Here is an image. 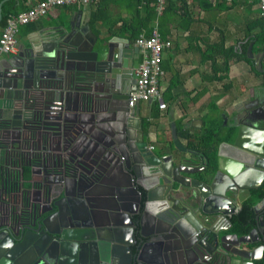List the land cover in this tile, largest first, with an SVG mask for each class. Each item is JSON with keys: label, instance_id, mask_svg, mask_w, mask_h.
Segmentation results:
<instances>
[{"label": "water", "instance_id": "obj_1", "mask_svg": "<svg viewBox=\"0 0 264 264\" xmlns=\"http://www.w3.org/2000/svg\"><path fill=\"white\" fill-rule=\"evenodd\" d=\"M139 48L63 21L0 60V264H264V108L150 149Z\"/></svg>", "mask_w": 264, "mask_h": 264}, {"label": "crops", "instance_id": "obj_2", "mask_svg": "<svg viewBox=\"0 0 264 264\" xmlns=\"http://www.w3.org/2000/svg\"><path fill=\"white\" fill-rule=\"evenodd\" d=\"M37 1L0 0V34L5 27L1 26L5 12L15 14ZM173 4L177 10L164 20L163 30L158 21L154 25L161 35L163 31L166 33L163 38L172 42L163 53L164 74L160 80L167 109H159L153 117L155 102L142 101L140 112L158 126V140L151 132L150 144L158 146L160 140L162 150L177 152L174 130L179 140L189 146L191 140L204 134L216 135L227 130L247 108H264V56L259 68L251 57L264 52L261 41L264 23L258 0H187L184 10L179 0ZM135 10L133 0H103L100 6L53 7L47 14L21 25L16 35V51L2 53L0 60L13 57L30 39L37 40L46 28L63 21H73L78 29L89 24L99 41L120 37L139 47L126 29ZM93 12L99 18L94 28L90 23ZM137 56L141 62V48ZM260 116L264 118V114ZM259 122L264 127V120ZM225 150L230 153L231 149Z\"/></svg>", "mask_w": 264, "mask_h": 264}, {"label": "built area", "instance_id": "obj_3", "mask_svg": "<svg viewBox=\"0 0 264 264\" xmlns=\"http://www.w3.org/2000/svg\"><path fill=\"white\" fill-rule=\"evenodd\" d=\"M101 0H38L27 9L12 14L8 17L5 27L0 34V55L16 51V35L21 25L28 24L48 13L56 6L69 4L92 5ZM232 1V0H226ZM156 9L161 13L166 5V0H154ZM260 16L264 21V0H258ZM136 44L143 53L142 61L137 69L136 89L131 93L129 103L134 105L137 101H153L158 103L161 110L167 109V103L162 95L160 80L163 77V53L171 47L172 42L163 38L158 27L154 26L150 36L140 34ZM151 148L154 145H150Z\"/></svg>", "mask_w": 264, "mask_h": 264}, {"label": "trees", "instance_id": "obj_4", "mask_svg": "<svg viewBox=\"0 0 264 264\" xmlns=\"http://www.w3.org/2000/svg\"><path fill=\"white\" fill-rule=\"evenodd\" d=\"M101 0L99 3L102 2ZM135 2V13L133 14L131 20L126 24V29L129 31L131 39L136 40L140 34H144L145 36H150L152 33V30L154 28L155 22L158 21L159 28L162 31L164 20H168L174 11L177 10V7L174 6V0H166V5L164 10L161 12V14L157 11L154 0H133ZM181 2V8L182 10L186 7L187 0H179ZM8 4V2L6 3ZM145 12V16L142 15V13ZM16 13V12H15ZM14 14V12H5L3 20L1 22L2 28L6 25L7 19L10 15ZM99 20L96 12H93L90 18V23L92 27L94 28L96 25V22ZM263 20V19H262ZM264 23V21H262ZM163 36L166 35L163 31ZM261 41L264 42V35L261 36ZM250 61V60H248ZM160 108L158 107V103H154V111H153V117H156L158 115V110ZM161 110V109H160ZM146 120L150 122V118L146 117ZM190 135H188L189 137ZM213 136L211 134H204L200 138H196L191 140L189 142V147L197 148L201 144L207 143L208 141L213 140ZM28 170V169H27ZM26 170V171H27ZM244 208L242 212L240 213L239 218L242 219V217L249 218L253 216V210L251 208L250 203H244Z\"/></svg>", "mask_w": 264, "mask_h": 264}, {"label": "flooded vegetation", "instance_id": "obj_5", "mask_svg": "<svg viewBox=\"0 0 264 264\" xmlns=\"http://www.w3.org/2000/svg\"><path fill=\"white\" fill-rule=\"evenodd\" d=\"M134 41V40H133ZM136 41V40H135ZM136 103V102H135ZM141 103H142V101H140V105H141ZM135 105V104H134ZM134 105H130V103H129V100H125L124 102H123V108H124V111H125V113L128 115H130L131 114V112H132V109H131V107H133ZM141 113V112H140ZM257 114L259 115V117L260 118H262V116H260V115H262V114H264V111H262V110H260V111H258L257 112ZM49 116V115H48ZM140 116H141V118H142V120L141 121H135V120H131V122H132V125H134V127H137V124L139 123V125L140 126H142V132H143V139H144V141L145 142H148L149 143V148L150 149H153V150H155V151H159L160 149H161V145H160V140L158 141L159 142V145L158 146H156V145H154V147L153 148H151V144H150V134H151V132L152 133H154V135L156 136V138L158 137V135H159V132H158V126L155 124V122H153L152 120H149L150 122H148L147 120H146V116H142V114H140ZM49 118V117H48ZM134 129V128H133ZM135 130V132H136V136L139 138L140 136H139V131H138V129H134ZM134 132V133H135ZM157 140H158V138H157ZM160 148V149H159ZM25 168V167H24ZM27 169H29V168H27ZM22 170V168H21V166H18L17 167V171H18V173L20 172ZM146 173V172H145ZM147 174V173H146ZM263 194H262V197L261 198H264V187H263ZM257 201H259V199H257ZM256 201V202H257ZM263 206L262 207H264V201H263V204H262ZM243 208H244V206L242 207V209L239 211V214L236 216V217H238L239 218V216H240V213L242 212V210H243ZM253 210V209H252ZM256 215V213L254 212V210H253V216L252 217H254ZM250 218V217H249ZM242 219L243 220H247L248 218H245V217H242Z\"/></svg>", "mask_w": 264, "mask_h": 264}]
</instances>
